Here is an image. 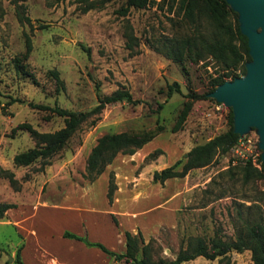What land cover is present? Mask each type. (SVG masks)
Here are the masks:
<instances>
[{"label":"rangeland","instance_id":"1","mask_svg":"<svg viewBox=\"0 0 264 264\" xmlns=\"http://www.w3.org/2000/svg\"><path fill=\"white\" fill-rule=\"evenodd\" d=\"M94 1L0 0V201L14 203V213H32L27 221L24 218L25 224L43 231L57 228L66 210L39 201L54 202L68 193L71 198L66 201L74 198L82 208L100 212L106 206L105 180L96 177L91 182L82 175L96 137L103 132L152 131L144 147L132 152L134 157L142 156L133 173L140 185L147 184L148 192L137 201L122 200L116 207L126 227L135 219L129 215L132 210L141 213L137 217L141 225L151 226L164 219L153 234L143 237L144 241L153 238V253L173 258L189 236L207 239L217 234L232 239L242 221L264 220V177L243 181L237 166L249 152L260 154L254 127L241 135L249 142L238 140L209 163L190 167L184 175L166 178L162 184L151 179L154 169L183 160L192 145L228 126L227 105L208 93L189 96L207 91L210 77L221 71L216 62L208 55L197 61L176 62L156 49L167 38L204 34L206 25L183 18L172 0H153L142 8L129 7L125 13L120 11L123 0H106L101 6L86 8ZM125 31L131 33L130 38L124 36ZM26 37L31 49L23 59L20 53ZM16 58L22 67L15 65ZM173 81L178 88L167 93ZM116 87L126 88L137 102L106 103L94 122H90L94 115L88 116L47 162L40 158L26 165L12 162L15 152L34 145L25 124L38 131H51L63 124L62 116L34 104L86 110L96 102L97 94ZM186 100L189 108L178 123ZM153 149H157L154 155L144 158ZM127 154L117 153L116 159L124 162ZM125 167L117 177L113 172L121 192L133 182L127 180L129 169ZM108 168L102 170L107 177L113 171ZM1 169L13 173L14 184ZM172 192V200H167ZM38 202V209L31 212ZM10 220V213L0 217V264H14V250L22 242ZM209 262L252 261L249 249L244 248L213 259L196 255L179 264ZM113 264L127 262L119 259Z\"/></svg>","mask_w":264,"mask_h":264},{"label":"trees","instance_id":"2","mask_svg":"<svg viewBox=\"0 0 264 264\" xmlns=\"http://www.w3.org/2000/svg\"><path fill=\"white\" fill-rule=\"evenodd\" d=\"M106 0H95L86 4V8L101 6ZM176 2L177 10L183 18L195 23L206 25V33L188 35L178 38H167L160 42L156 49L166 57L176 62L184 59L197 61L205 55L210 56L221 71H217L209 79V88L206 92L199 94H189L191 97H204L214 88L215 85L226 78H232L244 72V62L248 60V46L246 36L242 34L238 27L237 14L225 0H172ZM153 0H123L120 6L121 13H125L129 7L142 8ZM170 8V6H169ZM131 33L124 32V36L130 38ZM31 49L30 40L25 39L21 58H26ZM15 65L22 67V62L16 58ZM51 73L57 81H60L56 70ZM175 81L168 84V91L177 89ZM125 100L135 103L137 100L132 98L131 93L123 87H116L108 93L97 94L96 102L86 110L69 109L58 105L47 106L34 104L49 108L56 114L62 116L63 124L51 131H38L30 125L25 124V128L34 139V145L19 150L12 155V162L16 165H26L37 158L47 159L56 153L67 141L70 135L80 126V124L90 115H94L90 122H94L97 114L106 103ZM8 103V102H7ZM189 100L184 102V107L179 115L178 123L183 118L189 108ZM228 126L208 138L207 140L192 145L186 152L184 159L178 158L171 164L154 169L151 173L153 181L163 182L164 179L172 176H182L190 167L201 166L209 163L215 154L225 152L230 149L241 136L232 130V111L228 106L227 114ZM153 136L152 131H116L103 132L96 137L95 142L90 147L84 163L83 177L92 181L112 161L117 153H132L143 143ZM157 149L148 152L144 158L152 157ZM258 166L254 165L249 159L239 161L238 171L243 181L253 180L264 177V158L260 154L256 157ZM180 163L179 167H176ZM10 184H14L15 178L10 170L1 169ZM116 184L113 171L108 172L105 196L108 203L112 201L113 190ZM264 194V190H262ZM14 203L0 201V217L4 216L8 207ZM112 220L116 223L114 216ZM124 251L115 252L101 242L90 241L85 235H77L64 230L63 236L74 237L82 240L86 245H95L107 253L113 260L123 259L127 264H179L181 261L202 255L208 259L217 256H224L229 250L249 249L251 264H264V220L263 218L244 220L236 228L232 239H222L217 234H213L205 239L200 235L189 236L185 246H180L173 258H165L153 253V238L149 237L144 241L141 232L124 229ZM21 243L14 250L13 263L24 264L19 255ZM207 264H214L209 262Z\"/></svg>","mask_w":264,"mask_h":264},{"label":"crops","instance_id":"3","mask_svg":"<svg viewBox=\"0 0 264 264\" xmlns=\"http://www.w3.org/2000/svg\"><path fill=\"white\" fill-rule=\"evenodd\" d=\"M142 145H144V143ZM116 158L115 155L112 161L107 164L109 167L108 169L113 170L117 177L120 169H122L121 167L126 166L125 168H127V171L129 169L127 180L133 182L129 188L123 186L124 190L121 192L120 189L122 186L115 180L117 186L113 192L112 201L108 203L106 198V206L100 212L95 211L91 207L82 208L79 204L74 203V198H72L71 201H66V198H71L68 193L63 194L54 202L42 200L39 202L46 207L66 210V213L63 214L64 219L58 224L57 228L43 231L39 227L25 224L24 218L27 221L32 213L24 216L22 211L14 213L16 208L13 206L5 210V214H11V222L9 224L13 225L17 233L22 236L19 255L24 264H113V261L116 260H113L111 256L102 251L99 247L95 245H86L82 240L74 237L63 236L62 232L67 230L80 236L85 235L90 241L101 242L104 246L115 252H122L125 247L124 229L132 232L138 229L142 237H145L153 234V232L163 224L164 219L159 218L156 223L151 226L148 224L143 225V223L141 225V220L137 218L141 213L136 210L129 211V215L135 218L130 227H126L121 223L116 204L127 199L137 201L146 191L148 192V190L146 188L147 184L140 185L138 175L135 176L133 173L139 161H141L142 156L137 155L134 157L133 153L127 154V156L124 157L126 160L121 163ZM132 160L134 162H132ZM97 177H103L105 183L107 182V175H105L103 171H101ZM165 182L166 179H164L161 184ZM173 194L175 193H170L166 199L172 200ZM39 202L34 205V209L31 212H35L38 209ZM56 202L60 203L58 204ZM61 202L67 203V206L62 205ZM12 209H14L13 212ZM146 209L147 207L143 208V212ZM112 216H114L116 223L112 220Z\"/></svg>","mask_w":264,"mask_h":264},{"label":"water","instance_id":"4","mask_svg":"<svg viewBox=\"0 0 264 264\" xmlns=\"http://www.w3.org/2000/svg\"><path fill=\"white\" fill-rule=\"evenodd\" d=\"M225 1L237 14L250 58L244 62L241 75L218 83L208 95L231 108L234 132L242 135L255 128L257 147L264 158V0Z\"/></svg>","mask_w":264,"mask_h":264},{"label":"built area","instance_id":"5","mask_svg":"<svg viewBox=\"0 0 264 264\" xmlns=\"http://www.w3.org/2000/svg\"><path fill=\"white\" fill-rule=\"evenodd\" d=\"M238 140H240V141H246V142H249L250 141V139L248 138V137H245L244 135L243 136H240L239 138H238ZM242 156H243V153L242 152H239ZM239 154V155H240ZM256 157L257 156H255V154H253L252 152H249L248 153V156H244L242 159H241V161H244V160H246V159H249L254 165H256V166H258V163L256 162Z\"/></svg>","mask_w":264,"mask_h":264}]
</instances>
